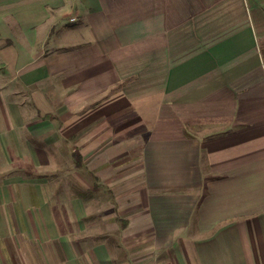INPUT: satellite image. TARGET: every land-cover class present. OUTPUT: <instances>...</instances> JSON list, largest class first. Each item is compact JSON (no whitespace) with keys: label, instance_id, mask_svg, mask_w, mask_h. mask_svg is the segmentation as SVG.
<instances>
[{"label":"crops","instance_id":"0c3cea01","mask_svg":"<svg viewBox=\"0 0 264 264\" xmlns=\"http://www.w3.org/2000/svg\"><path fill=\"white\" fill-rule=\"evenodd\" d=\"M0 264H264V0H0Z\"/></svg>","mask_w":264,"mask_h":264}]
</instances>
